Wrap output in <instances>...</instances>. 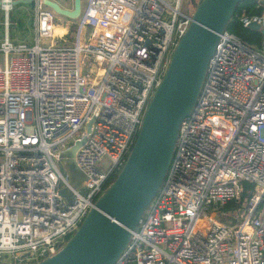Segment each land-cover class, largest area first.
I'll use <instances>...</instances> for the list:
<instances>
[{
    "label": "built area",
    "instance_id": "2783aa9c",
    "mask_svg": "<svg viewBox=\"0 0 264 264\" xmlns=\"http://www.w3.org/2000/svg\"><path fill=\"white\" fill-rule=\"evenodd\" d=\"M14 1L0 0V263L30 264L61 248L119 169L192 11L182 0H84L70 40L41 46L64 24L42 0ZM16 5L31 13L30 43L9 39ZM239 21L264 33V12ZM261 37L255 49L218 34L165 177L113 264H264ZM83 137L73 158L86 179L74 190L58 155ZM242 181L252 193L221 210Z\"/></svg>",
    "mask_w": 264,
    "mask_h": 264
},
{
    "label": "water",
    "instance_id": "95a60500",
    "mask_svg": "<svg viewBox=\"0 0 264 264\" xmlns=\"http://www.w3.org/2000/svg\"><path fill=\"white\" fill-rule=\"evenodd\" d=\"M30 0L14 1L28 3ZM243 0H198L192 21L174 46L159 85L152 93L139 129L122 164L101 191L77 229L52 256L30 264H113L126 246L144 210L162 183L173 157L180 122L194 108L209 57L218 34ZM264 5V0H253ZM55 13L67 18L78 16L80 2L72 0L71 9L60 8L42 0ZM249 28L264 33L251 22ZM92 119L86 125L89 131ZM85 137L62 150L58 163L67 176L68 185L79 189L84 174L74 163L76 150ZM59 193L68 201L71 191ZM1 264V263H0Z\"/></svg>",
    "mask_w": 264,
    "mask_h": 264
},
{
    "label": "rangeland",
    "instance_id": "374dc122",
    "mask_svg": "<svg viewBox=\"0 0 264 264\" xmlns=\"http://www.w3.org/2000/svg\"><path fill=\"white\" fill-rule=\"evenodd\" d=\"M55 1L60 7H72V0H53ZM198 0H182V3H184L185 10L190 12L193 11L194 5L197 3ZM81 7L84 5V0H80ZM56 21L58 24L63 23L65 27H63V32L61 35L56 36L55 38H40L39 44L41 46H46L51 43H63L64 41L70 40V37L72 35L73 30H71V25H74V20L77 19H71L67 18L63 15L54 14ZM10 17H12V20H10ZM1 18V17H0ZM1 26L0 25V32H1ZM60 26V25H59ZM86 28L82 29V42H85L86 34H85ZM56 33H60V28L55 29ZM8 36L9 39L12 42H18V41H24L30 43L32 40V30H31V13H29L27 7L20 6L19 8H16L13 10L12 13L9 15L8 20ZM13 55H17L16 53H10L9 57H12ZM3 66V54L0 52V67ZM110 183V182H109Z\"/></svg>",
    "mask_w": 264,
    "mask_h": 264
},
{
    "label": "trees",
    "instance_id": "16d2710c",
    "mask_svg": "<svg viewBox=\"0 0 264 264\" xmlns=\"http://www.w3.org/2000/svg\"><path fill=\"white\" fill-rule=\"evenodd\" d=\"M19 5L14 6V10L19 8ZM264 12V5L253 1V0H243L236 4L232 15L225 24L224 30L235 35L243 44L255 48L261 49V33L257 30L251 29L249 27H244L239 21V16L241 13L248 15H261ZM12 20V17H10ZM75 28V25H71V30ZM116 171V169H115ZM114 171V172H115ZM113 172V173H114ZM113 174L110 178H112ZM242 191L239 198L236 201H230L220 207L223 211H238L240 205L245 202L247 197L253 191V184L250 182L242 181Z\"/></svg>",
    "mask_w": 264,
    "mask_h": 264
}]
</instances>
